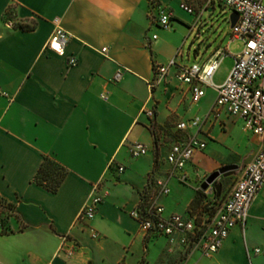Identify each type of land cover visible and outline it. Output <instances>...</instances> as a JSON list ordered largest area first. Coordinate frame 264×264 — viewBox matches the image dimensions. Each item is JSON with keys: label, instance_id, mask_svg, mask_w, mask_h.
<instances>
[{"label": "crops", "instance_id": "obj_1", "mask_svg": "<svg viewBox=\"0 0 264 264\" xmlns=\"http://www.w3.org/2000/svg\"><path fill=\"white\" fill-rule=\"evenodd\" d=\"M181 1L0 0V199L10 205H0V264H264V185L244 224L231 228L209 255L142 231L130 214L151 197L164 216L187 213L206 172L225 155L224 142L233 143L243 126L241 118L222 110L226 116L207 119L199 131L178 129V122L206 115L216 91L205 86L204 95L192 102L188 85L175 79L177 66L149 87L154 64H165L178 50L177 60L185 64L188 37L194 33L198 39L208 29L201 16L216 3L224 9L219 0H210L201 12L200 3L192 2L196 12L189 14L179 8ZM156 5L172 10L169 29L157 24ZM32 22V29L14 26ZM57 27L69 34L63 55L46 46ZM230 42L205 54L202 40L193 55L189 48L186 64H202L226 47L225 78L233 63ZM69 56L77 62L69 64ZM216 72L214 85L224 80H215ZM169 130L179 136L170 139ZM195 134L206 146L184 166L187 178L180 181L179 172L171 174L166 153L173 142ZM248 134L253 155L260 139ZM134 141L146 145L147 154L133 157L128 144ZM44 157L66 170L54 192L34 181ZM157 180L167 184L168 194H159ZM96 185L102 201L91 220L79 221Z\"/></svg>", "mask_w": 264, "mask_h": 264}, {"label": "built area", "instance_id": "obj_2", "mask_svg": "<svg viewBox=\"0 0 264 264\" xmlns=\"http://www.w3.org/2000/svg\"><path fill=\"white\" fill-rule=\"evenodd\" d=\"M224 8L237 13L238 18L230 27V41L241 40L243 47L234 54L233 63L224 80L214 85L212 77L221 60L228 56L226 47H218L207 61L200 63L180 64L174 57L165 64H154L153 78L149 87H155L166 75L168 69L177 66L175 79L179 83L188 85L192 102H198L204 95L205 86H213L216 91L215 99L204 116H194L186 121H180L176 127L180 130L195 128L209 118H214L220 111L228 115L239 117L243 121V128L260 139V145L253 158L243 167L231 188L223 195L213 217L208 221L198 212L162 214L163 206L157 204L156 199L141 200L130 211L144 232H155L168 237L186 248L195 247L202 254L209 255L216 252L228 236L231 228L237 224H244L252 200L264 185V5L262 0H219ZM192 2L200 3L201 12L207 10L210 0H182L179 8L189 14H195ZM157 24L163 29L171 27L172 10L156 5ZM199 17L196 18V23ZM153 37H156L153 35ZM69 34L60 27L53 30L46 46L59 55L65 52V44ZM58 46V47H57ZM106 50V47L102 49ZM76 57L69 56L68 63L75 64ZM119 71L115 78H119ZM148 116H153L151 109L146 110ZM206 142L196 134L173 142L167 153L166 161L170 165L171 174H176L180 181H185L187 175L184 166L193 159L197 151L205 148ZM133 157L147 154L148 147L142 142L134 141L128 144ZM124 167L118 166L122 171ZM159 194H168L169 187L161 180L156 181ZM98 185L94 186L89 200L82 207L79 221L91 220L102 201ZM143 207V208H142ZM144 209V210H143ZM1 220V219H0ZM90 235L96 239L98 233L90 228ZM66 240V237H63ZM255 253L260 252L255 247Z\"/></svg>", "mask_w": 264, "mask_h": 264}, {"label": "rangeland", "instance_id": "obj_3", "mask_svg": "<svg viewBox=\"0 0 264 264\" xmlns=\"http://www.w3.org/2000/svg\"><path fill=\"white\" fill-rule=\"evenodd\" d=\"M262 4L264 5V0H262ZM231 13V10L228 8H222L219 3H216L215 8L213 11L204 13L201 18H207L208 19V29H204L203 32H201V36L198 39H194V33H191L188 37L187 41L184 44V59L183 63H188L187 54L189 48L191 49L192 55L195 53L197 46L199 45V42L202 40H206V45H208V49L205 51V54H209L213 51L214 47L219 44L220 42L222 44H226L229 42L230 34V23L228 21L229 14ZM10 14L13 16L12 12ZM166 30V29H163ZM208 30V31H207ZM243 47V42L241 40H233L229 43V51L233 54H236L240 52V50ZM202 51V50H201ZM230 64V58L227 56L220 64L216 75L215 80L220 81L224 78L226 74V69H228ZM222 76V77H221ZM219 78V79H218ZM208 98L212 97L213 90L209 87L208 91ZM220 114V113H218ZM217 114V118L219 117ZM224 115V113L220 114V117ZM224 122H221V131L225 132L227 128L223 125ZM170 139L176 138L179 136V133L175 131L169 130L167 133ZM168 138V139H169ZM234 141L233 143H229L228 141L224 142L223 146V153L225 154L222 156V160L220 162L216 163L214 167L208 169V171L205 174V177L211 173L214 170H217L220 167L223 166H233L236 165L235 169H232L231 174H222L220 175L216 180L215 184L219 186V190L221 193H226L231 186L233 185L236 177L239 174L240 169L244 166V164L249 161L253 157V145L250 140V136L248 132L241 127V132L234 135ZM203 178V180L205 179ZM202 180V181H203ZM202 191V190H201ZM205 191H208V195L202 191V193L199 195V197L202 200V203H207V205H210V202L213 201V197L215 196L216 188L214 184L209 185ZM216 203V202H215ZM215 208V207H214ZM212 208L210 213L208 214V219L210 220L211 217H213L214 213L216 212V208ZM214 210V211H213Z\"/></svg>", "mask_w": 264, "mask_h": 264}, {"label": "trees", "instance_id": "obj_4", "mask_svg": "<svg viewBox=\"0 0 264 264\" xmlns=\"http://www.w3.org/2000/svg\"><path fill=\"white\" fill-rule=\"evenodd\" d=\"M14 26L15 27H21L23 29H25V28L26 29H32L35 27V22H32L31 25H26L23 23H15ZM150 128H151L152 134L154 135V153H155V155H157V153H158V141H157V138L155 135V126L153 123H151ZM65 173H66V170L64 169V167L59 165L53 159L48 158V157H44L41 165L39 166V168L37 170L36 175L34 176V181H36L38 184H41L46 189L54 192L58 189ZM201 193H202L201 190L197 191L194 199L191 202L190 210H188L187 212L188 213L198 212L203 217L208 218V214L210 213L209 211H211V209L214 207L217 209V206L220 203L224 193L220 192L218 196L215 194V196L213 197L214 198L213 201L210 202V205H207V203H202V200L199 197V195ZM0 205H2L3 207H9L10 206L7 203H5V201H3L2 199H0ZM208 221H209V219H208Z\"/></svg>", "mask_w": 264, "mask_h": 264}, {"label": "water", "instance_id": "obj_5", "mask_svg": "<svg viewBox=\"0 0 264 264\" xmlns=\"http://www.w3.org/2000/svg\"><path fill=\"white\" fill-rule=\"evenodd\" d=\"M238 18V15L236 12L232 11L229 14V23H230V27L234 25V23L236 22ZM236 165L233 166H223L218 168L217 170L212 171L211 173H209L205 179L201 182L200 184V188L202 190H205L209 185L214 184L215 188H216V195L218 196L220 193L219 190V186L215 184V180L222 174H231L232 173V169H235Z\"/></svg>", "mask_w": 264, "mask_h": 264}, {"label": "snow or ice", "instance_id": "obj_6", "mask_svg": "<svg viewBox=\"0 0 264 264\" xmlns=\"http://www.w3.org/2000/svg\"><path fill=\"white\" fill-rule=\"evenodd\" d=\"M58 47V46H57Z\"/></svg>", "mask_w": 264, "mask_h": 264}]
</instances>
